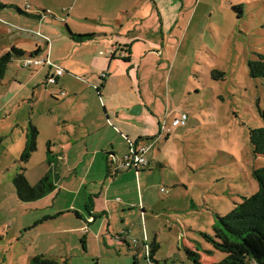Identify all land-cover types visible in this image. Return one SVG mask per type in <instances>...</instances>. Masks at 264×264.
<instances>
[{"label":"rangeland","instance_id":"374dc122","mask_svg":"<svg viewBox=\"0 0 264 264\" xmlns=\"http://www.w3.org/2000/svg\"><path fill=\"white\" fill-rule=\"evenodd\" d=\"M173 1L176 6L165 12L163 23L147 20L142 36L131 37V60L116 57L103 69L105 79L98 70L71 77V87H109L104 101L136 127L148 120L156 136L161 134L147 155L154 159L149 167L121 173L117 199L131 225H122L117 212L114 240L93 237L87 253L77 235L63 231L68 225L62 218L41 223L53 212V196L22 201L17 195L16 174L22 172L34 185L48 173L46 134H55L52 126L65 109L55 101L61 99L52 89L58 82L47 86L42 67H22L20 59L29 55L8 63L0 81V264H30L39 254L60 264H134L135 258L139 264H193L187 249L204 264L226 256L210 240H216L217 217L257 191L253 171L264 166V155L254 156L249 141V130L262 125L264 77L253 78L248 69L249 60L264 54V0ZM237 5L241 11L232 9ZM98 22L73 28L102 36L106 29ZM54 27L62 36L68 33L63 23ZM182 114L185 126L169 125ZM31 119L44 130L36 149L22 160ZM59 126L63 129V122ZM56 204H65L63 194ZM122 230H130L122 235L128 246L116 241ZM143 238L148 251H135L134 241Z\"/></svg>","mask_w":264,"mask_h":264},{"label":"crops","instance_id":"0c3cea01","mask_svg":"<svg viewBox=\"0 0 264 264\" xmlns=\"http://www.w3.org/2000/svg\"><path fill=\"white\" fill-rule=\"evenodd\" d=\"M1 4L0 56L13 46L21 49L24 56H30V53L38 50V55L47 56L53 64L64 70L58 83L46 84H58V87L52 89L59 93L55 95H59L61 99L55 101L65 111L59 116L57 124L52 126L56 129L55 134H46L47 149L50 150L51 157H54L52 168L55 184L52 191L57 190V193H47L46 198L53 196V212L45 215L41 223L62 218L68 225L63 231L77 235L79 241L83 240L81 248L87 253L90 246H93V237H101L105 241V234L114 240L112 233L117 212L122 225L125 226L129 221L123 209L125 206L117 199V196L122 195L123 170L115 169V164L127 152V139L134 141L141 137L150 150L161 134L156 136L155 130L150 129V123L147 125L148 120L141 128L136 127L125 116V112L117 110L112 102L104 101L102 96L110 92L109 87H103L102 84L100 87H71V77L77 78L90 70L102 73L105 67L110 69L117 62L116 57H129L132 53V46L128 45L132 41L131 37L142 36L141 29L147 20L163 23L165 12L172 10L176 3L173 0H1ZM9 6H13L14 10ZM16 8L22 12H18ZM86 21H100L97 27L106 30L99 33L102 36L76 42L68 33L60 35L54 27L55 24L61 26L63 23L72 33L79 34L83 32L76 31L73 27ZM109 23H114L119 30H113L114 26ZM123 28L127 30L122 31ZM37 67H42L39 72L44 73L46 82L47 74L52 68L48 65ZM120 107L127 109L128 106ZM157 121H160L159 117ZM62 122L64 128L60 129ZM169 125L172 126L171 123ZM30 127L37 130L36 139L44 130L42 124L33 122L32 119L29 121V129ZM149 160L154 161L153 158ZM61 172H64L63 176ZM62 194L65 204L57 207L56 200ZM129 231L122 230L120 234H115L120 245L124 242L128 246L129 242L122 235H128ZM134 242L133 248L138 252L145 250V244L148 246L147 239L144 238ZM98 246L103 250L101 244ZM96 250L99 248L96 247ZM135 261L137 262L136 258Z\"/></svg>","mask_w":264,"mask_h":264},{"label":"trees","instance_id":"16d2710c","mask_svg":"<svg viewBox=\"0 0 264 264\" xmlns=\"http://www.w3.org/2000/svg\"><path fill=\"white\" fill-rule=\"evenodd\" d=\"M2 7L3 5L0 3V8ZM232 9L241 11L242 7L237 5L232 6ZM16 10L22 12L19 8ZM65 27L70 38L76 42H83L95 36V34H75L70 31L66 24ZM38 53L39 51L36 50L30 53V56H35ZM23 55L24 52L21 49L13 46L0 56V81L5 75L8 63L13 58ZM122 58L129 59L125 56ZM248 69L251 77H264V54L258 55L255 60H249ZM259 115L262 119L261 127L249 130V141L254 156L264 155V108L259 109ZM36 137L37 130L30 127L21 154L22 160H27L31 152L36 149ZM46 161L51 167H49L48 173L34 185L27 181L22 172L14 176L13 183L20 200L39 199L54 189L53 160L49 149H47ZM253 173L258 184L257 191L249 197H243L242 201L237 202L224 217H217L218 224L214 227L216 240L211 238L210 240L214 247L224 252L226 256L219 262L208 264H264V166L255 169ZM80 243L83 244L84 241L81 240ZM186 252L193 264H204L200 262L197 252L189 249ZM30 264H60V262L44 254H39L31 258ZM62 264H67V260H64ZM134 264L138 263L135 261Z\"/></svg>","mask_w":264,"mask_h":264},{"label":"built area","instance_id":"2783aa9c","mask_svg":"<svg viewBox=\"0 0 264 264\" xmlns=\"http://www.w3.org/2000/svg\"><path fill=\"white\" fill-rule=\"evenodd\" d=\"M1 3V0H0ZM26 8H29V5H26ZM20 63L22 67L30 69L35 68L41 65H48L52 68V71L47 74L46 84H52L58 81V79L64 74V70L58 66L53 64L47 56L44 55H35V56H27L20 59ZM102 77L105 76L104 73L101 74ZM187 120V116L182 114L178 118H173L171 121V125L183 126ZM128 149L125 153L124 157L121 159L119 163L115 164L116 170H124V169H135L136 173L139 170L145 169L149 167L150 161L147 156L149 151V145L146 143H139V141H130L127 139ZM145 252L148 251V246L145 244Z\"/></svg>","mask_w":264,"mask_h":264}]
</instances>
